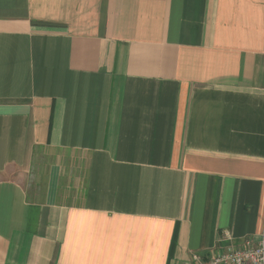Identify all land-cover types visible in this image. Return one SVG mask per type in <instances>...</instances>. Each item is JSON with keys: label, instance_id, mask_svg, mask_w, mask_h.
<instances>
[{"label": "crops", "instance_id": "1", "mask_svg": "<svg viewBox=\"0 0 264 264\" xmlns=\"http://www.w3.org/2000/svg\"><path fill=\"white\" fill-rule=\"evenodd\" d=\"M262 234L264 0H0V264Z\"/></svg>", "mask_w": 264, "mask_h": 264}, {"label": "built area", "instance_id": "2", "mask_svg": "<svg viewBox=\"0 0 264 264\" xmlns=\"http://www.w3.org/2000/svg\"><path fill=\"white\" fill-rule=\"evenodd\" d=\"M194 264H264V234L258 239L246 238L240 247L205 257L193 255Z\"/></svg>", "mask_w": 264, "mask_h": 264}]
</instances>
